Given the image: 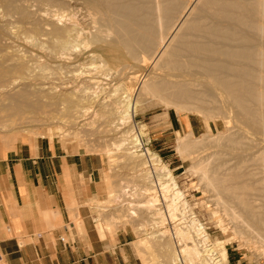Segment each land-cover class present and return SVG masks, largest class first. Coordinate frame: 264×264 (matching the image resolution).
Segmentation results:
<instances>
[{"label": "bare ground", "instance_id": "obj_1", "mask_svg": "<svg viewBox=\"0 0 264 264\" xmlns=\"http://www.w3.org/2000/svg\"><path fill=\"white\" fill-rule=\"evenodd\" d=\"M146 106L223 121L178 134L176 153L224 233L264 257V0H0V156L39 136L104 152L106 197L88 199L101 239L122 222L144 264H228L229 239L212 243L169 168L140 153ZM101 131L111 144L83 141Z\"/></svg>", "mask_w": 264, "mask_h": 264}, {"label": "crops", "instance_id": "obj_2", "mask_svg": "<svg viewBox=\"0 0 264 264\" xmlns=\"http://www.w3.org/2000/svg\"><path fill=\"white\" fill-rule=\"evenodd\" d=\"M179 124L187 127L183 120ZM187 124L194 132L192 122ZM101 168L95 155L68 153L47 138L33 149L28 142L16 144L0 156V257L7 264H132L125 235L114 244L101 239L85 205L103 197ZM71 198L79 204L78 218Z\"/></svg>", "mask_w": 264, "mask_h": 264}, {"label": "rangeland", "instance_id": "obj_3", "mask_svg": "<svg viewBox=\"0 0 264 264\" xmlns=\"http://www.w3.org/2000/svg\"><path fill=\"white\" fill-rule=\"evenodd\" d=\"M13 20V18L11 19ZM12 40V39H11ZM10 44L12 47L18 46V48H23L26 51V54L34 55L35 58H39L42 60L41 56L43 54L38 52V50H31L30 47L23 42L16 39L15 41H11ZM9 42V40H8ZM9 44V45H10ZM25 45V46H24ZM16 46V47H17ZM20 46V47H19ZM37 57H36V56ZM105 80H102V83H104ZM149 106H146L143 113H138L135 116L134 124L135 127H132L133 134L139 135V128L143 125V133L140 136L142 143L148 148L149 152L156 153L162 160V163L165 164L169 170L171 171V174L174 176L179 189L183 191L184 197L187 201V216L195 215L199 221L204 225L206 232L209 235V239L212 243L216 241H224L226 239H229L225 243V247L228 254V264H264V257L261 256L257 251L253 250V248L249 247L247 244L242 242L241 239L234 236L232 232L229 230L223 231V228H225V225L223 227H220L218 225L217 220L221 217L220 215L214 216L211 213V209L206 204V196L201 190V188L198 185V181L195 177H191L187 172L186 169L190 164L189 160H184L182 157H180L176 153V139L178 134L182 135L187 131H191L188 128V120H190L195 127V131L193 134L195 136H199L201 133L207 131L209 127L213 132H217V130H223V121L221 119H218L217 121H206L202 116L192 114V113H177L173 109L166 110L162 106H155L154 108L149 109ZM179 120H183L186 123V128L182 129L179 124ZM40 132L42 134H45L46 128L41 127ZM101 135V138H99V134ZM96 133V135L93 134V136L87 138L84 136L82 137L84 142L89 140L90 148H97L99 149L103 143L105 142L110 143L112 142L113 138L116 137L113 133H105V135L101 132ZM136 133V134H135ZM107 134V135H106ZM108 135H110L108 137ZM95 136V137H94ZM102 136H105L106 138H103ZM41 138H47L48 137H37L38 139ZM111 141H110V139ZM91 139V140H90ZM104 139V140H103ZM109 139V140H108ZM51 141H55L58 145L62 147V149L68 153H85L90 155H95L96 157L100 158L102 168H101V175H100V182H99V189L101 191V195H103L102 198H105V192L103 191L104 188V181L102 179L103 171L108 170L107 166V158L105 156L104 152H98V151H91L88 152L86 148L82 146L74 147L76 146V139H70L66 142L60 141L58 137H53V139H49ZM65 144V147L62 146V143ZM22 143L18 142L17 144ZM76 150V151H74ZM9 152V151H8ZM119 154V153H118ZM117 154V155H118ZM120 162L121 159H118ZM107 168V169H106ZM119 171V169H116L115 177L113 181H115V184H124L127 181V176L122 175L123 179L120 180V177L116 176V173ZM128 174V173H126ZM122 178V177H121ZM139 197H136V200L138 201ZM91 200V199H89ZM87 200L89 209L92 215V218L94 217V209L91 208L90 201ZM86 202V206L87 205ZM212 214V215H211ZM174 223H178L180 220L178 217H175L173 220ZM173 221L170 222V220H167V227L171 228L173 226ZM225 222V221H224ZM227 222V221H226ZM119 223V222H118ZM121 224V225H120ZM123 223H119L117 233L116 235H109L108 237L111 242L114 244L117 242L118 238L120 236L125 235V237L128 240V244L126 246L127 253L131 256L132 264H144L140 255V251L137 247L136 241L138 240V235L136 234L135 230L132 229L133 227H130L128 224L126 226L122 225ZM131 225V224H130ZM65 226V225H64ZM68 226V225H67ZM222 226V225H221ZM229 226H227L228 228ZM5 229V228H4ZM61 230V234L64 235L63 227L62 225L59 228ZM8 236V235H6ZM113 236V237H112ZM232 236V239H231ZM235 237V238H233ZM240 240V241H239Z\"/></svg>", "mask_w": 264, "mask_h": 264}, {"label": "built area", "instance_id": "obj_4", "mask_svg": "<svg viewBox=\"0 0 264 264\" xmlns=\"http://www.w3.org/2000/svg\"><path fill=\"white\" fill-rule=\"evenodd\" d=\"M138 149H141L140 153L141 152H145L146 150H148V148L144 144H143V146H140Z\"/></svg>", "mask_w": 264, "mask_h": 264}]
</instances>
